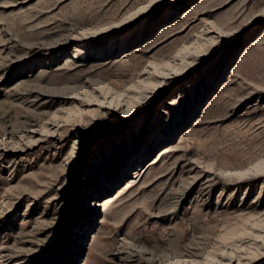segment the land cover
I'll return each instance as SVG.
<instances>
[{"label":"rangeland","instance_id":"obj_1","mask_svg":"<svg viewBox=\"0 0 264 264\" xmlns=\"http://www.w3.org/2000/svg\"><path fill=\"white\" fill-rule=\"evenodd\" d=\"M260 13L0 0V264H264V38L239 64Z\"/></svg>","mask_w":264,"mask_h":264},{"label":"bare ground","instance_id":"obj_2","mask_svg":"<svg viewBox=\"0 0 264 264\" xmlns=\"http://www.w3.org/2000/svg\"><path fill=\"white\" fill-rule=\"evenodd\" d=\"M204 2V1H203ZM194 10H196V8H193V10L192 11H194ZM169 13H175L174 11H170ZM262 14V16L260 17V19H259V21L261 20V18H264V14L263 13H260V15ZM253 18V17H252ZM251 18V19H252ZM251 19H248V20H245L242 24H240L237 28H236V30H235V32H234V34L236 35V34H242V33H244L246 30H248V28L250 27V26H252L254 23L252 22V20ZM171 23H169V24H167V25H165V26H163V27H161L160 29H162L161 30V32H160V34L158 35V37H160L159 39H161V37H164L165 36V33H167L171 28H172V26H173V24L171 25V26H169ZM167 26V27H166ZM165 27V29H163ZM263 29H264V27H263ZM247 33L245 32L244 33V35H246ZM219 40L222 38L220 35H219ZM264 38V32H263V34L261 35V37L259 36L258 37V39H257V41L256 42H252L253 44H251L250 45V47H248V49H247V51L244 53V55L241 57V59H239L240 61H239V64H241L242 62V59L244 58V56L247 54V53H249L250 52V50H251V47L253 46V45H255V44H258L259 42H260V40H262ZM158 41V40H157ZM233 42H235L234 40H232ZM232 44H234V43H231V44H228V45H230V46H228V48H230V50L233 48V47H235L236 45H232ZM217 46H219V43L216 45V44H214L213 46H212V48L211 49H209L207 52H205V53H203V54H199V55H197V56H190V61H189V57L187 56V55H180V54H175L172 58V61H173V68L166 74L165 73V75H163L162 77V80L161 81H159V83H158V85L157 86H159V85H164L162 88L163 89H165V88H167L169 85H170V83H171V81L173 80V79H175V78H179V77H181V76H183V75H185V74H187L189 71H190V68H192V67H194V66H196L202 59H204V58H206V57H208V55L210 54V52H211V50L212 49H214L215 47H217ZM191 58H193L192 60H191ZM236 69V68H235ZM232 73H233V71H232ZM234 73H235V70H234ZM156 87V86H155ZM134 90L136 91V92H138L137 93V95L138 96H141V98L140 99H138V100H136L135 98L132 100L133 102H131V103H129L127 106H128V109H127V113H124L123 114V116H122V118L123 119H126L127 117H128V115H129V113H130V111H132V109H134V108H138V107H141V105L142 106H144V105H147L148 103H149V100L151 99H149L148 100V97H149V95L150 94H147L146 93V89H144L143 87H141V86H139V85H134ZM182 91V90H181ZM147 95V96H146ZM140 100V101H139ZM135 101V102H134ZM139 101V102H138ZM167 105H169L170 107H172V106H174L175 105V103L174 102H171V103H169V104H167ZM137 106V107H136ZM165 112V111H164ZM165 153V151H163L160 155H162V154H164ZM94 165V164H93ZM137 174V172L136 171H134V175H136ZM129 183V182H128ZM130 185V183L127 185V186H129ZM126 186V187H127ZM104 205H105V203H104ZM88 263H89V260L87 261Z\"/></svg>","mask_w":264,"mask_h":264}]
</instances>
